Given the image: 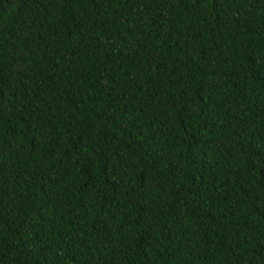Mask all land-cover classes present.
<instances>
[{
	"label": "trees",
	"instance_id": "16d2710c",
	"mask_svg": "<svg viewBox=\"0 0 264 264\" xmlns=\"http://www.w3.org/2000/svg\"><path fill=\"white\" fill-rule=\"evenodd\" d=\"M0 264H264V0H0Z\"/></svg>",
	"mask_w": 264,
	"mask_h": 264
}]
</instances>
